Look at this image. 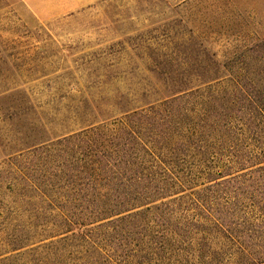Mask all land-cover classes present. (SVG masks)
<instances>
[{"label": "rangeland", "instance_id": "obj_1", "mask_svg": "<svg viewBox=\"0 0 264 264\" xmlns=\"http://www.w3.org/2000/svg\"><path fill=\"white\" fill-rule=\"evenodd\" d=\"M26 1L0 0L3 178L9 176V154L25 146L19 137L28 123L44 133L47 121L46 135L61 134L79 128L76 122L94 111L87 106L124 103L137 99L131 94L141 88L163 83L184 84L162 74L208 69L226 76L245 73L249 86L264 91V0ZM205 85L199 86L204 98L215 92L223 95L225 90ZM259 174L253 172L245 182L264 176ZM232 196L223 213L240 224L234 227L240 234L238 241L211 229L193 228L191 222L197 217L192 211L152 212L138 218L149 222L147 227L87 226L82 233L106 239L59 244L54 249L56 258L40 264H81L83 260L114 264L109 262L113 259L127 264L129 248L137 256L133 264H248L256 260V252H264V244L246 237H264V210L252 208L247 196ZM162 229L183 241L180 248L164 249L159 256L153 253L157 248L148 234Z\"/></svg>", "mask_w": 264, "mask_h": 264}, {"label": "trees", "instance_id": "obj_2", "mask_svg": "<svg viewBox=\"0 0 264 264\" xmlns=\"http://www.w3.org/2000/svg\"><path fill=\"white\" fill-rule=\"evenodd\" d=\"M162 76L184 84L163 83L124 103L87 106L94 111L76 122L79 128L61 134L46 135L47 121L44 133L26 125L19 137L25 146L9 154V176L0 175V264L45 263L56 258L59 244L106 239L82 233L87 226L147 227L138 218L152 212L192 211L193 228L238 241L234 227L240 224L223 213L231 195L256 191L249 204L264 210V91L249 86L245 73ZM192 78L195 84H185ZM202 84L225 90L204 98ZM253 172L262 177L245 182ZM148 235L159 256L183 241L164 229ZM246 235L264 244L262 234ZM126 255L131 264L132 248Z\"/></svg>", "mask_w": 264, "mask_h": 264}, {"label": "crops", "instance_id": "obj_3", "mask_svg": "<svg viewBox=\"0 0 264 264\" xmlns=\"http://www.w3.org/2000/svg\"><path fill=\"white\" fill-rule=\"evenodd\" d=\"M23 1L27 2L26 0ZM248 264H264V258L256 259L255 261L250 262Z\"/></svg>", "mask_w": 264, "mask_h": 264}]
</instances>
